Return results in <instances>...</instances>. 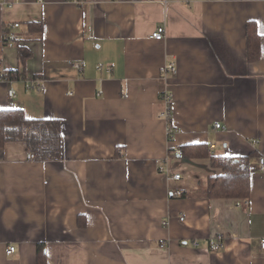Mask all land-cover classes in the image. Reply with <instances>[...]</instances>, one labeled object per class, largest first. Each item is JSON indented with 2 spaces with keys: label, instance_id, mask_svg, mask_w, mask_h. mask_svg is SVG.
Returning a JSON list of instances; mask_svg holds the SVG:
<instances>
[{
  "label": "crops",
  "instance_id": "0c3cea01",
  "mask_svg": "<svg viewBox=\"0 0 264 264\" xmlns=\"http://www.w3.org/2000/svg\"><path fill=\"white\" fill-rule=\"evenodd\" d=\"M82 1L0 0V41L8 28L31 51L22 63L14 43L3 46L2 70L23 76L0 80V108L62 122L58 160L0 147V264H37L39 244L47 264H264V0ZM249 20L261 36L254 62ZM169 62L176 73L163 76ZM203 142L254 153L248 198L202 195L220 170L175 151ZM217 234L224 246L205 250Z\"/></svg>",
  "mask_w": 264,
  "mask_h": 264
},
{
  "label": "trees",
  "instance_id": "16d2710c",
  "mask_svg": "<svg viewBox=\"0 0 264 264\" xmlns=\"http://www.w3.org/2000/svg\"><path fill=\"white\" fill-rule=\"evenodd\" d=\"M30 31L40 28V22H30ZM10 29H4L3 39L0 41V55L3 46L10 40L17 47L19 60L24 63L31 51L16 38L7 36ZM33 32H31L32 34ZM41 33L32 35L39 38ZM260 34L254 21L246 23V59L254 62L260 58ZM0 73L6 78L20 79L23 74L18 69L2 70L0 59ZM61 120L57 118L33 119L25 115L21 108H0V147L7 143H24L35 154V160H58L62 156ZM179 158L185 160L208 159L211 167L220 170L210 175L207 184L201 189L206 198H248L250 194V158L254 154L225 155L211 151L207 143H189L179 146ZM80 223V222H79ZM37 264H47L44 247L38 245Z\"/></svg>",
  "mask_w": 264,
  "mask_h": 264
},
{
  "label": "built area",
  "instance_id": "2783aa9c",
  "mask_svg": "<svg viewBox=\"0 0 264 264\" xmlns=\"http://www.w3.org/2000/svg\"><path fill=\"white\" fill-rule=\"evenodd\" d=\"M77 4H82V0H74ZM178 1H183V2H188L189 0H178ZM18 23H14L13 27H17ZM15 36L14 32H10L9 35L7 36L8 38H12ZM164 36V26H158L152 33H151V37L157 40L162 39V37ZM7 44H11L10 40H8ZM75 66L80 70V64H75ZM163 76L169 75V74H174L176 73V66L173 62H169L167 64H165L163 66ZM0 80L4 81V82H9L11 81L10 79L6 78L2 73H0ZM26 88H37V89H41L43 87V84L40 81H34L32 82H26L25 83ZM7 95L9 98H12L15 95V91L12 88H9L7 90ZM164 109L161 113V116L167 120V126H166V133L167 135L171 134V125H170V111H171V97L167 94H164ZM220 124L216 123L215 127H219ZM176 155H180L181 154V149L178 148L176 151ZM26 158L28 160H34L35 159V154L32 150L28 149L27 153H26ZM256 163L258 166V169L260 170L261 174L264 176V155H259L256 158ZM171 178L174 180H178L180 178V174L179 173H173L171 175ZM173 195L175 196H181L182 192L177 189L175 191L172 192ZM183 219V217H181V220ZM225 244V238L222 234H217L215 235L210 243L208 244V246H206L204 249L207 251H219L221 250V248L224 246ZM192 245L196 246L197 242L194 240L192 242ZM260 248L261 250H264V237H262L260 239ZM15 251V246L10 244L6 247V254L10 255Z\"/></svg>",
  "mask_w": 264,
  "mask_h": 264
}]
</instances>
